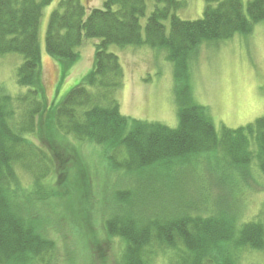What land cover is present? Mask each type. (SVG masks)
<instances>
[{
    "label": "trees",
    "instance_id": "16d2710c",
    "mask_svg": "<svg viewBox=\"0 0 264 264\" xmlns=\"http://www.w3.org/2000/svg\"><path fill=\"white\" fill-rule=\"evenodd\" d=\"M153 1L142 36L140 18L145 16L146 0H106L102 8L88 12L80 0H59L45 32L47 55L71 64L85 40L98 43L90 72L60 103L51 101L47 106L39 25L43 8L52 0H0V56H22L17 84L29 88L28 94L14 102L0 88V264H33L37 259L50 263L46 257L54 254L56 243L48 234L47 219L29 209L34 205L27 207L28 198H23L27 204L20 199L16 167L31 174L34 191L44 188L39 200H48L62 189L65 161L74 164L78 173L86 169L74 145L73 151L64 152L68 135L103 147L104 158L115 170L168 173L176 165L187 166L192 159L222 151L236 171L228 187L244 182L252 164L264 176V117L235 130L222 128L219 136L207 111L193 102L185 84L177 98L175 129L126 118L115 98L122 68L117 56L108 52L109 45L164 48L178 70L201 44L251 32L264 21V0H250L246 13L240 0H205L202 18L196 21H183L175 15L182 0ZM165 21L169 22L168 31ZM32 138L40 143L43 153L37 152L39 146ZM166 177L170 183V176ZM90 182L82 181L83 194L91 193ZM159 182L155 186L162 185V180ZM207 203L202 197L169 214L150 215L120 206L107 217L102 214L103 233L125 244L116 264H149L152 255L171 250L187 253L186 260L176 264H237L241 249L264 251V223L240 221L233 204L214 209L212 205L207 208Z\"/></svg>",
    "mask_w": 264,
    "mask_h": 264
},
{
    "label": "rangeland",
    "instance_id": "374dc122",
    "mask_svg": "<svg viewBox=\"0 0 264 264\" xmlns=\"http://www.w3.org/2000/svg\"><path fill=\"white\" fill-rule=\"evenodd\" d=\"M58 1L52 0L49 6L43 8L39 25L41 79L47 106L51 101L56 105L60 103L90 72L98 43L96 39L85 40L76 50L77 60L71 64L47 55L45 32L50 13ZM80 1L88 12L92 8H102L106 0ZM182 1V7L175 13L180 20L202 18L205 0ZM240 1L246 13L250 0ZM153 8L154 1L146 0V13L140 18L142 36L146 19ZM163 24L168 31L169 22ZM108 52L117 56L122 68V82L115 98L120 114L126 118L175 129L178 125L177 98H181L185 84L193 102L207 111L219 136L222 128L235 130L264 117V21L254 25L248 34H236L227 40L201 44L187 55L184 67L178 70L169 61L164 48H152L146 44L126 47L109 45ZM22 61V56L16 53L0 56V88L12 102L29 90L17 84V70ZM185 75L187 78L184 81ZM65 139L64 152L73 151L74 145L84 159L86 169L78 173L74 164L65 161L67 175L62 189L48 200H39L43 198L44 188L34 191L31 174L20 166L16 167L20 199L28 198V204L23 199L27 207L34 205L29 209H33L35 215H41V219H47L48 234L56 243L54 254L46 257L50 260L49 264L119 262L125 244L118 239L110 240L103 233L101 217L102 214L109 216L111 210L119 206L150 215L169 214L177 213L185 204L196 203L204 197L208 202L207 208L212 205L214 209H221L222 204H233L240 221L264 223V176L253 164L250 176L230 188L229 179L236 175V171L227 163L222 151L192 159L187 166L176 165L168 173L156 169L136 173L113 169L104 158L103 147L75 141L72 135ZM31 141L39 146L37 152L43 153L36 138ZM27 162L32 164L30 157H27ZM166 175L170 176V183ZM81 179L88 183L91 180L90 194L82 193ZM160 180L162 185L155 186L156 183L161 184ZM163 182L167 184L163 185ZM238 253L237 264H264V251L241 249ZM186 255L185 250L157 253L152 255L149 264H176L181 259L186 260ZM33 264H44V261L37 259Z\"/></svg>",
    "mask_w": 264,
    "mask_h": 264
}]
</instances>
